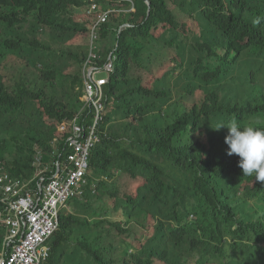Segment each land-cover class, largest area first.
<instances>
[{"label":"trees","instance_id":"1","mask_svg":"<svg viewBox=\"0 0 264 264\" xmlns=\"http://www.w3.org/2000/svg\"><path fill=\"white\" fill-rule=\"evenodd\" d=\"M128 1L101 31L102 65L116 60L89 185L46 264H264V183L212 128L264 130V0ZM128 1L0 0V166L12 178L47 182L71 152L59 126L82 107L88 9ZM18 64L29 74L8 76ZM181 69L178 102L167 78Z\"/></svg>","mask_w":264,"mask_h":264},{"label":"built area","instance_id":"2","mask_svg":"<svg viewBox=\"0 0 264 264\" xmlns=\"http://www.w3.org/2000/svg\"><path fill=\"white\" fill-rule=\"evenodd\" d=\"M127 1L118 0L119 4ZM128 2V9L102 8L96 3L88 9V15L97 16L90 28L82 67V107L72 121L59 126L60 132H70L66 144L71 152L63 162L57 161L56 174L46 182L44 172L38 171L33 180L21 181L0 166V228L6 229L0 264H46L52 255L51 241L60 230L62 213L72 199L85 196L91 154L100 142L106 109L104 89L115 72L114 53L101 63V31L111 14L134 11L132 2ZM89 109L91 114L86 115ZM40 163L38 156L34 164L38 170ZM35 181L37 187L32 186Z\"/></svg>","mask_w":264,"mask_h":264},{"label":"clouds","instance_id":"3","mask_svg":"<svg viewBox=\"0 0 264 264\" xmlns=\"http://www.w3.org/2000/svg\"><path fill=\"white\" fill-rule=\"evenodd\" d=\"M213 129H227L224 142L228 156H238V167L243 176L254 177L256 182L264 183V130L251 126L241 127L235 120L217 123Z\"/></svg>","mask_w":264,"mask_h":264},{"label":"rangeland","instance_id":"4","mask_svg":"<svg viewBox=\"0 0 264 264\" xmlns=\"http://www.w3.org/2000/svg\"><path fill=\"white\" fill-rule=\"evenodd\" d=\"M191 32H190V37H197L199 36V30H198V23L191 21ZM191 43V41L189 42ZM146 54H144L143 58L145 57ZM155 64L159 63V60L154 61ZM21 66V64L17 65V68L14 70H10L7 71L6 73L8 74V76H11V74H21L22 71L26 72L29 74V72L31 71L30 68L27 67H19ZM19 67V68H18ZM178 74V75H177ZM176 75H174V77H168L167 78V82L168 84V88L171 89V93H172V98L175 101H180V94H183V88H184V84H185V76H184V69H181L180 71H178ZM179 76V77H178ZM262 85L264 86V79L261 80ZM59 97H62V99L67 100L63 95H58ZM190 102V101H188ZM70 208V207H69Z\"/></svg>","mask_w":264,"mask_h":264},{"label":"water","instance_id":"5","mask_svg":"<svg viewBox=\"0 0 264 264\" xmlns=\"http://www.w3.org/2000/svg\"><path fill=\"white\" fill-rule=\"evenodd\" d=\"M148 5V10H147V16L149 15V11H150V4L147 2Z\"/></svg>","mask_w":264,"mask_h":264}]
</instances>
